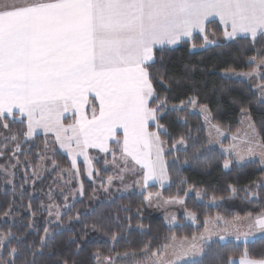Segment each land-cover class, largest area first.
Wrapping results in <instances>:
<instances>
[{"label": "snow or ice", "instance_id": "obj_1", "mask_svg": "<svg viewBox=\"0 0 264 264\" xmlns=\"http://www.w3.org/2000/svg\"><path fill=\"white\" fill-rule=\"evenodd\" d=\"M241 39L257 53L248 57L250 69L242 73L232 68L223 71L225 75L259 78L258 102L264 104V0H0V157H7L8 161L0 165V170L5 183L12 185L13 196L0 213V222L10 225L0 229V264H86L75 257L84 251L89 231L101 233L115 245L121 236L111 225L119 226L127 221L126 227H132V216L127 215L130 207L118 206L114 216L101 213L100 220H107V226L83 223L79 234L73 232L68 237L75 245L74 251L60 254L55 243H50L53 229L59 230L65 223H82L80 210H74L69 200H74L76 195L83 197L86 190L82 183L68 195L61 188L59 195L64 200L61 205L55 202L54 188L49 186L45 193L47 202L41 200L34 207L32 194L28 193L29 200L25 204V185L31 181L34 187L42 177L37 171L39 163L32 164L27 156L20 160L23 143L33 141L42 132L44 148L37 153L41 161L50 159L47 156L50 150L55 155L57 144L67 150L71 168H61L56 160H51V171L60 170L58 178H54L57 184L62 174L73 178L78 174L77 156H83L91 166L92 159L98 158H90L88 150L97 149L105 157L111 155V161L105 158L104 165H110L115 175L105 178L99 175V169L88 171L87 175H96L104 191H109L106 185L111 186L116 181L125 188L132 187L126 183L129 175L134 177L133 184L141 189L156 184L163 187L170 179L166 153L177 146H184L186 151L188 146L187 135L174 137L169 125L162 122L165 117L175 112L177 118H181L179 113L189 108L198 109L204 122L222 135L220 126L212 123L211 108L201 103L195 85L190 83L200 69L187 64L183 76L170 74L168 53L182 46H187L189 51L206 50L209 46L224 48L226 42ZM257 44L261 47L257 48ZM186 86L190 87L191 94L178 103H170L175 99L169 96L173 88ZM161 88L163 91L159 90ZM241 113L248 118V127L253 132V138L247 141L246 154L258 155L264 166V140L255 139V124L248 109L242 107ZM70 118L71 121L65 123ZM183 119L187 122L186 117ZM17 124L20 127L13 128ZM199 151H194L193 159L199 160ZM243 158L235 153L236 160ZM13 159L15 163L11 162ZM177 160L178 156L173 157L172 163ZM188 160L185 157L183 162L188 163ZM233 162V159H223V168L229 169ZM199 163L204 168L212 166L208 161ZM21 164L32 167L33 171L30 175L25 171L23 182L17 186L15 170ZM185 182L182 178L181 183ZM250 184L252 188L264 190V174ZM228 188L232 195L239 191L233 184ZM190 190L191 186L184 190L185 196ZM95 191L94 188L93 193ZM244 191L246 199L260 196L258 191L249 192L248 186ZM200 194L196 192L197 196ZM150 196L152 193L145 200ZM160 196L156 194L157 199ZM211 199L218 197L213 195ZM168 202L184 203L178 196L169 197L165 203ZM17 206L27 211L26 223L16 211ZM120 212L126 215L121 217ZM38 213H47L40 224H37ZM66 213H72L67 221ZM136 214L142 219L141 207H137ZM185 215L195 222V213L185 210ZM165 219L171 224L176 217L168 219L166 215ZM210 219L206 218L204 223L207 225ZM215 220L218 222L224 217L217 216ZM241 221L244 227L237 226ZM224 223V234H218L219 239L223 241L233 236L244 244L239 264H264V251L254 254L248 248L255 243L258 233L259 238L264 239V210ZM136 227L145 229L139 222ZM41 229L43 234H40ZM33 233L37 239L29 240L28 236ZM167 239L171 243L156 249L149 243L138 251L119 252L109 248L105 254L96 248L89 255L94 264H179L184 257L201 256L205 252L203 234L189 240L177 238L173 233ZM214 264H237L235 253L216 259Z\"/></svg>", "mask_w": 264, "mask_h": 264}, {"label": "trees", "instance_id": "obj_2", "mask_svg": "<svg viewBox=\"0 0 264 264\" xmlns=\"http://www.w3.org/2000/svg\"><path fill=\"white\" fill-rule=\"evenodd\" d=\"M215 27V25H210ZM199 43V40L196 41ZM261 47L260 44L256 45ZM257 53L247 47V41L241 39L237 42H226L224 48H215L209 46L206 50H191L187 46L176 48L174 51L168 53L171 57L168 63V71L170 74H175L177 77L183 76L185 65L193 64L198 66V70L192 77L190 83L194 84L199 95L201 103H207L212 110L214 123L234 134L241 126L240 117L242 115L241 108H247L254 121L260 140H264V104L258 102L259 93L254 89L249 81L224 76L221 71L227 68L234 70H249L251 65L248 62V57L256 55ZM163 91V89H159ZM191 94L190 87L173 88L169 93L170 97H175L170 100V103H178L180 99H185L187 95ZM181 118H177V113L172 112L165 117L162 122L169 125V131L174 137H179L180 134H186L188 138L187 150L174 149L166 153V162L168 166L169 182L168 185L161 189L163 196L185 198L186 207L196 214L197 223L191 224L184 221L180 216L181 223L170 226L161 215L150 212L145 205L146 192H129L124 194L113 193L109 194L103 192L96 196L97 183H93L85 177L83 163H78V169L82 175L81 183L83 184L86 193L83 197H79L71 204H74L75 209H79L81 213L82 223L73 222L71 225H65L59 230L53 229L54 236L50 243H55L60 254L67 255L74 251L75 245L72 244L68 237L73 232L79 234L82 231L83 223H101L107 226V220L101 221L100 215L103 213L107 216L111 213L116 214L118 206L127 205L130 207V212L127 215L132 216V227L127 228V221H123L121 225L112 224L111 229L119 231L121 238L113 245V242L106 236L99 232L89 231L85 243L83 244L84 251L79 256L75 257L77 260L85 261L86 264H94L89 253L100 248L105 254H108L109 248H114L115 251L123 252L125 250H139L145 244L151 245L152 249H156L163 244L170 241L167 239L173 233L178 238L187 237L192 238L199 235L205 228V219L220 215L225 220L231 221L234 217L246 216L247 213L253 215L264 210V190L256 188L260 192V196L255 199H246L245 186H251L250 182L257 181L262 174H264V166L257 160H249L243 163L233 162L229 169L223 168V159L228 158L218 148L209 146L207 132L203 123L202 116L189 108L186 112L179 113ZM187 118V122L183 119ZM20 125H13V128H18ZM190 130V133H189ZM167 138V137H165ZM44 135L40 134L33 141L25 142L22 145V153L20 160L23 161L27 156L32 164L39 163V156L37 153L42 152L44 148ZM229 141V138L224 140V143ZM167 147V146H166ZM196 149H200L197 155L199 160L193 159V153ZM179 157L175 163H172L173 157ZM185 157H188V163H184ZM52 159L56 160L61 168H68L71 163L67 154L56 148L55 155ZM51 159V160H52ZM199 161H208L211 167L204 168ZM95 166L105 176L110 175L109 171L103 168V160L100 159L95 162ZM24 164H21L16 170L15 184L18 186L23 182ZM57 171H51L42 180L35 184V189L39 193H35L26 187L24 195V203L29 200L28 193L32 194L33 206L37 205L41 200H44L40 190L46 185V188L53 186L54 178L58 175ZM185 179V183H181V179ZM5 177L0 170V213L13 200L12 185L5 183ZM235 185L239 191L232 195L228 185ZM192 187L193 192L185 196L184 190ZM149 191H158L157 186L149 187ZM200 191L202 201L198 200L196 192ZM222 199V202L217 204L208 203L211 197ZM59 204H63L62 197H56ZM16 203L19 205V195L16 197ZM137 207L142 208V219L136 214ZM16 211L20 213L24 222L29 219L27 211L20 209L18 206ZM72 213L65 214V221L67 216ZM121 217L126 213L120 212ZM47 213H38L37 224L42 222L43 217ZM145 225V229L141 230L136 227L137 223ZM10 225L0 222V229H6ZM15 231V229H13ZM42 229H41V233ZM29 240L37 239L36 234L28 236ZM244 244L235 240L220 241L217 239L211 240L204 245L205 252L200 259L185 261L180 264H214V261L219 258H225L229 253H235V257H239V253L243 251ZM248 248L254 254L264 251V239H256L254 244H249Z\"/></svg>", "mask_w": 264, "mask_h": 264}, {"label": "rangeland", "instance_id": "obj_3", "mask_svg": "<svg viewBox=\"0 0 264 264\" xmlns=\"http://www.w3.org/2000/svg\"><path fill=\"white\" fill-rule=\"evenodd\" d=\"M196 50H199V49H194V51H196ZM235 71L238 72V73H242V72H246L248 70H235ZM221 73L224 76H227V77H233V78H238V79H243V80L249 81L252 84V86L254 87V89L259 93V91H258V89L256 87L258 84L261 83V80L259 78L251 79V78L245 77V76H236V75H233L231 73L225 75L224 71H221ZM259 95H260V93H259ZM191 111L199 113L198 109H196V110L191 109ZM202 119H203V116H202ZM251 120L253 121L252 117H251ZM70 121H71V118H70ZM240 122H241V126L238 129V131H236L234 134H230L228 131H226L225 129L220 127V132L222 133V135H219L217 133L216 129L212 128L209 124H206L204 122V119H203V123L205 125L206 132H207V138H208L209 146L218 148L222 153H224L226 156H228V159H233L234 162H237L239 164L243 163V162H246V161H249V160H257V161L260 162L258 155L255 156V157H250V156H248L246 154V150H247V148L249 146L247 141L249 139L253 138V132H252V129H250L248 127V124H249L248 118L245 117L243 114L240 117ZM212 123L216 124L213 121H212ZM255 129H256V127H255ZM226 138H229V141L224 143V140ZM255 139L260 140V137L258 135L257 129H256V133H255ZM55 148H58L59 150L61 149L58 144L55 145ZM183 148H184V146H177L176 149H183ZM61 151H62V149H61ZM235 153H240L241 155H243V157H244L243 160H239V161L236 160L235 159ZM66 154L68 155V153H66ZM8 155L10 156L11 152H9ZM88 155H89L90 158L97 157L98 159H92V164H91V166H89L84 161L83 156H77L76 169H78V163L79 162L83 163L84 171H85V177L88 178L89 180H92V181H95V182L98 181V183H97L98 187L96 188V196H99V194H101L103 192H106V191H104L103 188L99 187V184H100L99 178L96 175H93L92 177H89L87 175V172L88 171L95 172V170L97 169L96 166H95V162L100 160V159H102L103 160V168H104V170L106 169L107 171H109L110 175H115V172L113 171V169H112V167L110 165L109 166H105L104 165V159L107 158L109 161H111L112 157H111V155H108L107 157H105V155L103 153H100L99 150H97V149L88 150ZM47 156L50 159L46 160V161L39 160L40 167L37 169V171L39 172V175L42 177V179L46 175H48L51 172V169H52L51 159H52V156H53V152L51 150L48 151L47 152ZM69 160H70V163H71V157L70 156H69ZM11 162L15 163V160L13 159ZM7 163H8L7 157H0V165H5ZM68 168H71V165ZM15 171H16V174L18 175L17 170H15ZM25 171H27V173L30 175L32 173V171H33V168L32 167H27V168L23 167V173L24 174H25ZM73 171H76V170L73 169ZM99 175L103 176L105 178L107 177L101 171H99ZM15 178H16V176H15ZM55 178H58V175ZM8 179H11V177H9ZM42 179H40V180H42ZM133 179H134V177H132L131 175L126 177V183L133 185L130 188H125L123 186V184H121L119 181L114 182L111 186H107L106 185V187H109V191H107V193H109V194H113V193L124 194V193H129V192L136 191V192H146V196H148L149 193H152V196H150L148 198V200H145V205L147 206V208H148V210L150 212H152L154 214H157V215H162L164 220H165V222L168 225L174 226V225H177V224L181 223V220H178V217H180V216L183 217L184 221L187 222V223H191V224H196L197 223V219L194 222L190 217L185 215V210H188V211L192 212L191 210H189L186 207L185 203H180V202H176V203L168 202V203H165V201H167L168 198L163 196V193L161 191V189L163 187L160 184H156V186L158 188V191L151 192V191L148 190V188L147 189H141L138 185L133 184ZM81 180H82V175H81L80 171L75 176V178H73L72 176H69L67 174H62V179H59V183L58 184L56 183V184H54L52 186L54 188L53 196H54L55 202L57 204H59L56 201V197H62V199H63V196L59 195V192H60L61 188L64 189L65 195H68L69 193H72L75 190L79 189L80 184H81ZM65 181H70V183L69 184H65L64 183ZM168 182L169 181H165L164 186L168 185ZM26 187H28L30 190H32L35 193H39V190H36L35 186L33 187L31 185V181H29V183L26 185ZM48 190H49V187L46 188V185H45V187L43 189L40 190V193H42L45 202H47V197L45 196V193ZM248 190H249V192L256 191V188H252L250 186L248 188ZM190 192H193V190H190L189 193ZM157 193L161 194L159 199H157V197H156ZM79 197H80L79 195H76V198L74 200H77ZM182 199H183V201H185V198H182ZM251 199H255V198H251ZM74 200H72L70 198L69 203H72ZM198 200L202 201V195L201 194H200V196H198ZM63 202H64V200H63ZM220 202H222V199L218 198L216 200H212L211 199V200H209L208 203L217 204V203H220ZM166 215L168 216V219H171V217L174 215L176 217V220L173 221V223L169 224L168 220L165 219ZM217 216H220V215H215L214 217H210L212 219L209 220V223L207 225L205 224V228H204L203 232L201 233V234L204 235L205 240H206V242L203 244V247H204V245L206 243L210 242L211 240H214V239L220 240L219 239V235H223L224 234L222 230L226 227V225L224 223L225 219L224 220H220V221L217 222L215 220V218ZM241 217H245V216H241ZM237 226L238 227H244V222L241 221L240 223L237 224ZM201 234L195 235V236L196 237H200ZM258 236H260L259 233L257 234V237ZM188 239L191 240V238H188ZM231 239L234 240L235 238L233 236H227L226 239L223 240V241H227V240H231ZM167 243H171V240L168 241ZM197 243L200 244L201 242L199 240H197ZM201 257H202V255L201 256H196V257H184V258H182L179 261V264L183 263L185 261H189V260L200 259Z\"/></svg>", "mask_w": 264, "mask_h": 264}, {"label": "crops", "instance_id": "obj_4", "mask_svg": "<svg viewBox=\"0 0 264 264\" xmlns=\"http://www.w3.org/2000/svg\"><path fill=\"white\" fill-rule=\"evenodd\" d=\"M70 115V114H69ZM70 121V119L68 120V121H65V123H68ZM41 134H43L42 132H41ZM44 135V134H43ZM74 147H75V145H73ZM62 149V151L65 153H67V151H66V149H63V148H61ZM60 149V150H61ZM90 150V149H89ZM65 153V154H66ZM69 157V156H68ZM178 220H180V217H178ZM235 259L237 260V264H239V257H235Z\"/></svg>", "mask_w": 264, "mask_h": 264}]
</instances>
